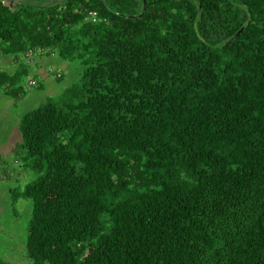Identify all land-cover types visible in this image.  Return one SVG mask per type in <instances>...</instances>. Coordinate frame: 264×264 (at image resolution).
<instances>
[{"label": "trees", "instance_id": "16d2710c", "mask_svg": "<svg viewBox=\"0 0 264 264\" xmlns=\"http://www.w3.org/2000/svg\"><path fill=\"white\" fill-rule=\"evenodd\" d=\"M41 47L81 77L18 123L31 264H264V0H0L4 95Z\"/></svg>", "mask_w": 264, "mask_h": 264}, {"label": "rangeland", "instance_id": "374dc122", "mask_svg": "<svg viewBox=\"0 0 264 264\" xmlns=\"http://www.w3.org/2000/svg\"><path fill=\"white\" fill-rule=\"evenodd\" d=\"M54 56L56 54L51 57ZM47 67H51L58 72L60 71L57 68H60L63 73L62 78L56 80L46 70L51 76L41 79L38 72L37 75L29 71L22 81L25 93L21 97L14 99L0 91V169L1 167L11 169L13 166L17 167L19 164L30 163L31 161V158L26 155L25 150L20 146L21 138L18 131L20 116L38 106L47 98L56 97L65 88L80 80L81 65L77 61H59L57 65H48ZM34 76L38 77L40 87L28 84L29 80L35 79ZM10 128L13 130H10ZM36 176L37 174L32 170V172L26 174L21 182H25L24 180L31 182ZM9 177L0 181V258L10 264H31L30 259L26 256L25 249L26 227L32 209L31 200L19 197L14 205L11 204L8 190L12 189L13 186L16 187V185H14L13 179L11 180ZM22 186L18 188H22Z\"/></svg>", "mask_w": 264, "mask_h": 264}, {"label": "crops", "instance_id": "0c3cea01", "mask_svg": "<svg viewBox=\"0 0 264 264\" xmlns=\"http://www.w3.org/2000/svg\"><path fill=\"white\" fill-rule=\"evenodd\" d=\"M37 57H35V59L29 64L31 66L30 72L32 73L34 72L35 74H37L38 72V74L41 76V77L39 76L41 79L44 77L49 78L51 76L50 74L46 72V67L48 65H52V66L54 64L57 65L59 61H63L56 56L51 57L49 55H42V56H39V58ZM16 64L17 62L13 56L0 54V68H1L0 70L11 73L16 68ZM57 70H59L62 73L60 68H57ZM62 76H63V73H62ZM34 78L37 79L38 82L40 83L38 77L34 76ZM10 130H13V129L10 128ZM30 172H32V169L27 162L26 164H19L17 167L13 166L11 169L1 167L0 181L10 176L9 179L11 180L13 179L14 185H16V187L13 186V188H18L19 186L21 185L24 186L27 183L26 182L27 180H24L25 182H21V181L26 176V174ZM18 189H21V188H18ZM8 191L10 192V189Z\"/></svg>", "mask_w": 264, "mask_h": 264}, {"label": "built area", "instance_id": "2783aa9c", "mask_svg": "<svg viewBox=\"0 0 264 264\" xmlns=\"http://www.w3.org/2000/svg\"><path fill=\"white\" fill-rule=\"evenodd\" d=\"M87 18L91 19L92 21H96L98 19L96 11L95 10H90L88 12V14H87ZM46 52H47V50L42 48V47L36 49V51L33 50V49H28L27 52L24 53L23 57H24L26 63H31L34 57H37L40 54H45ZM48 53H49L50 56H53L55 54L52 51H48ZM46 70L50 74H52V75L54 74L53 76H55L56 78L60 77V72H58V71L55 72L54 69H52L51 67H47ZM28 84L30 86H36L38 84V81L36 79H31V80L28 81Z\"/></svg>", "mask_w": 264, "mask_h": 264}]
</instances>
